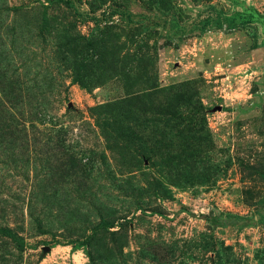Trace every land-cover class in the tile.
Instances as JSON below:
<instances>
[{
    "label": "rangeland",
    "instance_id": "obj_1",
    "mask_svg": "<svg viewBox=\"0 0 264 264\" xmlns=\"http://www.w3.org/2000/svg\"><path fill=\"white\" fill-rule=\"evenodd\" d=\"M0 264H264V0H0Z\"/></svg>",
    "mask_w": 264,
    "mask_h": 264
},
{
    "label": "trees",
    "instance_id": "obj_2",
    "mask_svg": "<svg viewBox=\"0 0 264 264\" xmlns=\"http://www.w3.org/2000/svg\"><path fill=\"white\" fill-rule=\"evenodd\" d=\"M75 44V45H81V43L78 42V40H69L66 44H65V47L68 48L66 51L72 55V57L74 58H79L76 54H73V52L71 53L72 51V45ZM107 59H108V68L106 71H108L109 73V76H114V75H117V72H116V69L118 67V57L115 55V53L108 55V56H105ZM104 57V58H105ZM102 56H99V59H101ZM94 63H96V65H91L90 63H88L87 61L83 60L81 61V63L79 64V66H77V68L75 69L76 72L75 75H76V78L82 83V84H89V85H98L100 83H102V76L105 75V72L102 71L103 67L101 66V63L99 60L97 61H94ZM123 73H124V76H128L129 75V69H128V66L127 65H123L121 66ZM139 97V96H138ZM175 100L177 101H182L180 100V98H174ZM180 104V103H179ZM175 106H178V105H172V104H168L167 107H172V108H177ZM136 103L135 102H132V103H129L127 105V107H125V112H128V113H131L130 109L131 108H136ZM138 109V108H136ZM166 114H172L173 115V112H170V111H166L165 112Z\"/></svg>",
    "mask_w": 264,
    "mask_h": 264
}]
</instances>
